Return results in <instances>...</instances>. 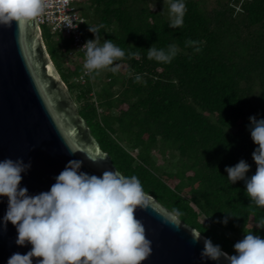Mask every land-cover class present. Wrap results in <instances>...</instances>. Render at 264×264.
<instances>
[{"label": "trees", "instance_id": "16d2710c", "mask_svg": "<svg viewBox=\"0 0 264 264\" xmlns=\"http://www.w3.org/2000/svg\"><path fill=\"white\" fill-rule=\"evenodd\" d=\"M82 1L88 2L80 12L87 19L84 34L95 39L89 28H97L99 44L110 39L125 52L111 65L115 71L107 73L105 87L95 92L93 83L77 80L83 61L69 58L70 36L43 29V37L80 113L118 170L136 176L144 191L230 254L236 241L218 229L244 233L248 227L264 238V229L255 226L264 208L247 197L243 180L231 183L225 172L241 159L251 166L247 176L256 170L251 154L257 146L246 126L249 116L264 118V0H245L240 11L231 0H217L209 10L204 0H184L183 24L176 28L169 27L167 0ZM54 35L66 41L57 43ZM151 46H175L177 54L168 63L148 59ZM159 140L185 161L178 183L153 167L151 152ZM224 217L226 225L219 222Z\"/></svg>", "mask_w": 264, "mask_h": 264}, {"label": "clouds", "instance_id": "9594fccd", "mask_svg": "<svg viewBox=\"0 0 264 264\" xmlns=\"http://www.w3.org/2000/svg\"><path fill=\"white\" fill-rule=\"evenodd\" d=\"M167 2L169 27L181 26L186 12L184 0ZM45 7V0H0V25L10 27L15 21L22 26L40 16ZM89 31L95 34V39L82 46L86 74L107 68L125 56L124 50L110 39L99 44L97 28L90 27ZM176 54L175 46H169L167 51L151 46L147 55L148 59L168 63ZM139 79L137 76L136 80ZM248 119L246 127L257 146L251 154L255 173L246 175L251 166L244 159L234 166H225V172L231 183L243 180L247 197L257 207L264 208V118L252 115ZM85 154L93 162L98 159L95 154ZM82 164V160H69L48 191L33 195L27 187L20 186L21 173H27L31 162L25 163L22 157L0 160V196L7 197L0 227L6 230L11 222L17 232L15 244L31 245L26 253H13L6 264H33V258H40L35 264H142L150 255L151 242L135 212L137 208L149 207L151 198L143 191L139 179L124 176L116 169L105 170L100 176L88 174L81 171ZM219 222L226 225L228 217ZM255 226L264 229V217ZM193 238L200 242V233ZM233 248L234 254H229L210 238H204L201 261L219 264L223 259L226 264H264L261 236L247 232Z\"/></svg>", "mask_w": 264, "mask_h": 264}, {"label": "water", "instance_id": "95a60500", "mask_svg": "<svg viewBox=\"0 0 264 264\" xmlns=\"http://www.w3.org/2000/svg\"><path fill=\"white\" fill-rule=\"evenodd\" d=\"M85 153L97 155V161ZM18 157L31 162L27 173H21L20 186L33 195L48 191L69 160H82L81 171L97 176L105 170L119 171L80 113L36 18L22 26L15 21L10 27L0 25V160ZM144 192L151 198L150 206L137 208L135 215L145 227L151 253L142 264H217L201 261L207 235ZM6 208L7 197L0 196V218ZM198 233L200 242L193 238ZM16 236L11 222L6 230L0 227V264L13 253L30 250V244L16 245Z\"/></svg>", "mask_w": 264, "mask_h": 264}, {"label": "rangeland", "instance_id": "374dc122", "mask_svg": "<svg viewBox=\"0 0 264 264\" xmlns=\"http://www.w3.org/2000/svg\"><path fill=\"white\" fill-rule=\"evenodd\" d=\"M88 2H83L82 0L78 1V8L79 11L81 12L82 7L85 6L87 7ZM217 4V0H204L203 2V6L209 10L212 9L213 7H215ZM86 25V23H85ZM85 25H83V32H84V27ZM44 32L46 33H50V30L44 28ZM46 33V34H47ZM54 39H57V43H59V39H61L62 41H66L64 38H59L58 36L54 35ZM59 38V39H58ZM68 40V39H67ZM71 40V39H70ZM83 57V58H82ZM74 58L78 59L81 58L84 64L85 61V55L84 54H78L77 56H75ZM73 58V59H74ZM72 60V59H71ZM81 61V62H82ZM65 66H67L66 64V60H65ZM117 68H119V76L121 79H124V74L122 73L123 69H122V64L118 65ZM113 67L109 66L107 68L101 69L97 72H95L94 74H92V76L90 78H88V81H90L91 83H93L94 88H95V92L99 91L101 88L105 87L107 85V82H109V77L107 75V73L112 70ZM120 83L117 85V87H115V91L118 92V90L120 89ZM71 92V91H70ZM72 94V93H71ZM94 97V99H96L94 92L91 93ZM78 104V103H77ZM79 106V105H78ZM126 106L122 104H120L119 106H115V110L117 112L121 111V108H124ZM138 149L135 150V153H137ZM152 160H153V167L156 170V172L162 176H164L165 178H168L169 183H178L179 179L177 177V174L179 173L180 170H184V164L185 161L181 158V155L179 154V152L173 148L171 145L164 143L163 141L159 140L158 144L152 149ZM170 174L172 176H170ZM192 174L191 169H187V175ZM185 175V176H187ZM189 188H185L184 189V193H189ZM170 210V209H169ZM172 211V210H170ZM202 220L205 221V223H210V225H214L215 224L212 223L209 218L202 216ZM219 232L228 235L229 237H231L233 240H235L236 242L241 240L245 233L249 232L248 231V227L246 229V232L244 233H228L225 231H222L221 229H218Z\"/></svg>", "mask_w": 264, "mask_h": 264}, {"label": "built area", "instance_id": "2783aa9c", "mask_svg": "<svg viewBox=\"0 0 264 264\" xmlns=\"http://www.w3.org/2000/svg\"><path fill=\"white\" fill-rule=\"evenodd\" d=\"M78 1L79 0H45L46 7L41 15L36 17L37 23L42 30L46 28L47 30L49 29L52 34L61 33L70 36L72 44L69 51L70 59H73L80 53L85 55V50L82 46L86 41L92 40V38L87 37L83 32L82 26L85 25L87 19L80 13ZM244 1L245 0H231V4L236 9L239 8L241 10ZM65 22L73 26L70 27L65 24ZM92 74L93 73L86 74L83 67L82 72L77 76V80L85 83Z\"/></svg>", "mask_w": 264, "mask_h": 264}]
</instances>
